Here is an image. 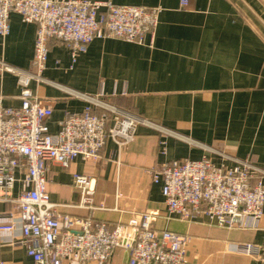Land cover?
Here are the masks:
<instances>
[{"label":"crops","instance_id":"1","mask_svg":"<svg viewBox=\"0 0 264 264\" xmlns=\"http://www.w3.org/2000/svg\"><path fill=\"white\" fill-rule=\"evenodd\" d=\"M113 1L162 8L154 43L142 46L96 39L88 52L74 61L65 44L51 40L43 74L49 83L31 84L34 95L54 111L48 122L51 133L59 131L66 115L82 113L88 105L64 87L102 96L120 110L176 136L142 126L136 141L122 149L108 139L97 160L77 159L67 169L50 163L48 190L51 202L59 205L57 214L90 219L110 228L147 212L156 230L188 237L189 264H259L231 247L263 245L264 215L258 224L249 218L235 230L207 221H180L170 215L162 185L152 182L151 171L165 162L183 159L208 157L219 164V153L264 170V0H189L186 7L181 6L183 0ZM36 33V25L12 15L11 33L0 39V59L33 70ZM19 94L16 77L0 75L3 105L19 108ZM163 142L165 155L161 154ZM75 173L95 179L92 205L74 187ZM256 182L253 179V184ZM20 189L22 184L17 183L14 193ZM0 224L15 226L0 233V264H30L14 203L0 201ZM129 259V253L119 249L106 264H129ZM65 264L82 263L68 259Z\"/></svg>","mask_w":264,"mask_h":264},{"label":"built area","instance_id":"2","mask_svg":"<svg viewBox=\"0 0 264 264\" xmlns=\"http://www.w3.org/2000/svg\"><path fill=\"white\" fill-rule=\"evenodd\" d=\"M188 4L189 0H183L181 6ZM161 13L160 7L117 5L113 0H0V39L10 35L14 14L37 27L33 70L25 71L0 59V75L16 77L21 101L19 108H12L5 107L0 98V201L16 206L30 264H65L68 259L106 264L119 249L129 253V264H189L188 237L156 230L151 214H139L127 224L110 228L90 219L60 217L56 212L59 205L51 202L48 190L50 163L67 169L77 159L97 160L108 139L122 149L136 141L142 126L164 136L176 134L120 110L102 96L64 87L88 105L82 113L66 115L53 134L48 122L54 111L31 90L33 82L49 83L43 74L51 40L65 44L74 61L87 53L96 39L152 46ZM162 145L161 154L165 155L166 143ZM219 155V164L208 157L160 164L151 171L152 182L162 185L168 211L180 221H207L226 230L242 228L249 218L258 224L264 215V170L249 161ZM253 179H257L255 184ZM73 180L86 203L92 205L95 179L75 173ZM17 183L22 189L15 194ZM14 229V225L0 224V233ZM231 248L264 264V244Z\"/></svg>","mask_w":264,"mask_h":264}]
</instances>
